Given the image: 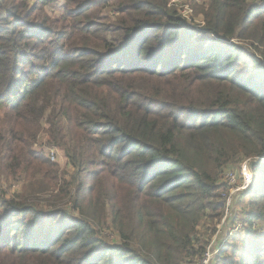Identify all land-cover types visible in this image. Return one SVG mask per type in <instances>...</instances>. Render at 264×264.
<instances>
[{
  "label": "trees",
  "instance_id": "obj_1",
  "mask_svg": "<svg viewBox=\"0 0 264 264\" xmlns=\"http://www.w3.org/2000/svg\"><path fill=\"white\" fill-rule=\"evenodd\" d=\"M57 1L0 0V264H197L244 161L213 264H264V0Z\"/></svg>",
  "mask_w": 264,
  "mask_h": 264
},
{
  "label": "rangeland",
  "instance_id": "obj_2",
  "mask_svg": "<svg viewBox=\"0 0 264 264\" xmlns=\"http://www.w3.org/2000/svg\"><path fill=\"white\" fill-rule=\"evenodd\" d=\"M207 2L208 0H169L170 7L173 8L183 19L188 21V23L193 25L196 28V30H199L201 27L204 26L200 11L202 10L204 6H206ZM62 6H63V0H59V2L57 1L54 5L47 6L46 12L50 16H57L61 13ZM111 11H112L111 9H107L104 11L103 14L109 16L112 13ZM186 11L187 13H185ZM233 42L242 48L248 47L249 49L253 51V49L249 47V44L246 41L238 42L237 40H233ZM45 139H46L45 135L41 134L38 138L37 146L35 147L34 150L36 152H43L52 163L57 164L59 166L60 171L61 170L70 171L67 169L66 160L63 154L55 148L45 147V142H46ZM238 169H239V164H235L231 169L229 168L223 173V175L226 173L227 174L232 173L231 175L237 174L236 176L235 175L233 176L234 181L230 185H228L229 186L228 194L229 193L231 194L233 198V203L235 202L234 204L236 208H238V204H239L238 202L242 200L243 193L247 191V188L243 190L241 189L240 185L242 184H241V180L238 179V175L242 178V174H241V171L238 172ZM263 182H264V179L261 181V183ZM18 190H19V187L13 186L10 189V193L17 192ZM225 191L226 190L221 192L220 195L225 193ZM45 198L46 197H44L42 201H40V204L42 206H46V203L44 202ZM108 238L111 240V243L114 242L112 234L108 233Z\"/></svg>",
  "mask_w": 264,
  "mask_h": 264
},
{
  "label": "built area",
  "instance_id": "obj_3",
  "mask_svg": "<svg viewBox=\"0 0 264 264\" xmlns=\"http://www.w3.org/2000/svg\"><path fill=\"white\" fill-rule=\"evenodd\" d=\"M187 13V11L185 12ZM241 171L242 178L238 175V179L241 180V189H246L252 182V175L249 171V164L248 161H244L239 164V169L238 172ZM232 173L229 174H224L222 177V183L227 186V189L225 193L221 195V201L224 207L223 210V215L218 224L214 226V231L210 232L211 236L207 240V246L205 248V251L201 258L198 260L197 264H212L215 256L218 254L220 248L224 244L223 236H231L238 230L242 228V224L237 223L235 227H224L225 224H227L228 221L231 220V215L234 212L235 209H233V198L231 194H228L229 186L233 181H234V175L236 176L237 174L231 175ZM239 189V188H237ZM228 194V195H227ZM224 230V233H223Z\"/></svg>",
  "mask_w": 264,
  "mask_h": 264
},
{
  "label": "crops",
  "instance_id": "obj_4",
  "mask_svg": "<svg viewBox=\"0 0 264 264\" xmlns=\"http://www.w3.org/2000/svg\"><path fill=\"white\" fill-rule=\"evenodd\" d=\"M59 2V1H58ZM223 233H224V230H223ZM212 264H213V262H212Z\"/></svg>",
  "mask_w": 264,
  "mask_h": 264
}]
</instances>
